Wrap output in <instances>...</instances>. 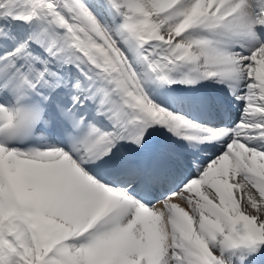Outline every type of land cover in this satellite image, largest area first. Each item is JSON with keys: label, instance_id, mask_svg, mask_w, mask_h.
Instances as JSON below:
<instances>
[{"label": "snow or ice", "instance_id": "obj_1", "mask_svg": "<svg viewBox=\"0 0 264 264\" xmlns=\"http://www.w3.org/2000/svg\"><path fill=\"white\" fill-rule=\"evenodd\" d=\"M0 264H264V0H0Z\"/></svg>", "mask_w": 264, "mask_h": 264}]
</instances>
